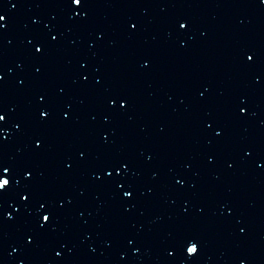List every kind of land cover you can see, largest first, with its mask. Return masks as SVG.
I'll return each mask as SVG.
<instances>
[{"label":"water","instance_id":"95a60500","mask_svg":"<svg viewBox=\"0 0 264 264\" xmlns=\"http://www.w3.org/2000/svg\"><path fill=\"white\" fill-rule=\"evenodd\" d=\"M93 3L80 24L107 116L109 96L131 98L108 122L117 158L131 159L136 174L127 202L140 264H264V0ZM180 16L193 21L187 33L173 23ZM137 19L139 30L129 31ZM247 47L255 66L238 55ZM245 95L247 117L235 106ZM209 112L222 136L207 129ZM190 234L202 239L195 261L181 244Z\"/></svg>","mask_w":264,"mask_h":264},{"label":"snow or ice","instance_id":"6c2138e0","mask_svg":"<svg viewBox=\"0 0 264 264\" xmlns=\"http://www.w3.org/2000/svg\"><path fill=\"white\" fill-rule=\"evenodd\" d=\"M136 2H140V0H136ZM56 3L68 9L70 12V19L78 23H85L88 21L89 16L91 14V9L95 6L93 0H56ZM13 7H17V5H13ZM7 17L4 14H0V21H6ZM178 28L176 29L179 32L187 33L190 29L194 27L193 21L190 17L180 16L176 18L173 22ZM130 25L129 31L136 32L140 28V20H132L128 21ZM7 23H0V36H2L3 30L7 29ZM207 35V33H205ZM50 39L45 44L44 41H36L34 44V52L33 55L44 56L52 45L59 41L60 34H51L49 33ZM104 37V33H100V39L102 40ZM31 43V42H30ZM186 46V45H185ZM3 55V52L0 51V56ZM238 55L242 58V62L249 67L255 66L257 62V52L252 47L243 48L240 50ZM151 61L147 58L144 59V66H150ZM87 67V64L84 65ZM3 66L0 64V96L3 95L4 90V82L6 77L3 73ZM41 69H37V72H40ZM90 77L85 75L83 76V81L87 83ZM261 80L260 76H256V81L259 82ZM102 82V78H97V83ZM24 81H21L23 84ZM63 91V89H61ZM39 101L45 102L47 100L46 94H38ZM204 94L201 93V97L203 98ZM108 107L111 110V114L105 117V120H111L114 117H118L124 114L127 109L131 107V98L124 93H115L114 96H109L107 98ZM237 114L243 117H247L250 111V103L247 95L241 96L236 103ZM69 109L73 106L71 104L68 105ZM40 117L43 121L47 122L53 115V108L51 106L47 108H38L37 109ZM63 111V116L66 119H71L70 111ZM208 119L205 120V125L207 129L213 130L216 136L223 135V127L213 118V114L209 112L207 114ZM0 121L7 122L6 111L3 107V104L0 103ZM211 121V122H210ZM215 125V127H214ZM3 125H0L2 128ZM17 129H21V124L16 125ZM35 139V148L37 151L41 150L45 146L44 137L39 136ZM101 139L105 144L109 143L110 136L108 133H103ZM8 137L0 138V245L4 243V238L7 235V226L9 221H24L25 216L32 217L36 229H30L28 232H24L23 236L26 237L23 243V248L28 251L31 248L35 247L40 239L45 237L49 232H55L58 230L59 225L55 222L58 221L60 216L64 214L66 209V203H72L71 197H58L60 199V207H56L52 201L48 200L44 196L36 193L31 188V182L35 181V168H32L31 171L28 170L27 165H20L15 160L9 161L6 158V145H7ZM246 153L247 157H251L253 155V151L249 148H245L243 150ZM80 156L82 158L86 157L85 151H80ZM149 161H151L152 157H148ZM261 160H264V156L260 157ZM236 165L234 162H230L228 164L229 168H234ZM75 167V163H71L67 165V170L71 171ZM189 167H191L189 165ZM264 167V164L261 165ZM103 170L107 173L106 176L101 174L100 172H93V176L102 181H106L107 186L111 189L112 195L114 199L127 200L131 202L135 199L137 195V186L135 180V173L133 171V161L126 157H120L117 159L109 160L104 162ZM124 170H127L128 175L124 177ZM18 171H23L27 181L29 182L28 186H26L22 191L15 192L13 187V176L14 173ZM120 177H124L123 181ZM20 181H16L18 185ZM177 183L181 186L185 185L186 181L180 179ZM150 191H154L151 190ZM122 193V195H121ZM10 194H14L12 199H9ZM9 204L15 211V215L13 212L8 211ZM135 205H126L125 210L131 212ZM203 211V209H201ZM231 212H234L235 209L231 208ZM188 209H184V213H187ZM81 215H83L81 213ZM239 232L241 234H246L247 229L245 227H240ZM129 244H136L135 239H129ZM182 246L185 248L186 254L188 257L195 261L202 249V239L200 236L196 234H190L185 236L181 241ZM64 248L68 247L67 243L63 244ZM19 250V249H17ZM136 252L140 251L139 247H136ZM95 251V249H93ZM54 256L57 260H63V252L56 251L53 249ZM170 256H175V252L169 253ZM0 264H4L2 260H0ZM20 264H24V261L21 260ZM239 264H247V260L244 258H240Z\"/></svg>","mask_w":264,"mask_h":264}]
</instances>
